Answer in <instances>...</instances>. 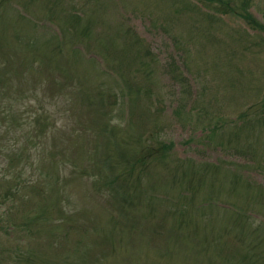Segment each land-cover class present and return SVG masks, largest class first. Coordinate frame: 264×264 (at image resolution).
Masks as SVG:
<instances>
[{
  "label": "rangeland",
  "instance_id": "1",
  "mask_svg": "<svg viewBox=\"0 0 264 264\" xmlns=\"http://www.w3.org/2000/svg\"><path fill=\"white\" fill-rule=\"evenodd\" d=\"M249 2L245 11L263 23L264 0ZM200 3L0 0V55L11 64L3 66L0 87L10 74L24 84L16 86V102L8 86L0 101V177L7 175L0 192L12 194L21 181L0 203V264H263L256 213L238 221L203 199L210 180L220 200L243 205L247 183L264 185V35L247 27L239 0H231L232 11L218 0ZM75 12L85 16L72 20ZM33 38L40 50L20 46ZM37 61L44 65L30 67ZM38 71L53 89L68 76L74 91L50 104V91L37 88L32 96ZM121 89L128 101L115 103ZM102 97L112 104L106 115ZM9 103H17L19 122L5 119ZM27 118L38 120L37 130L53 122L43 140L30 142L24 125L15 139L13 129ZM103 118L114 121L105 143L91 131ZM238 119L250 132L236 139ZM218 121L211 140L207 130ZM149 132L155 145H172L170 154L125 174L120 185L125 164H115V148ZM107 153L114 170L102 163ZM34 157L40 164L32 166ZM63 158L67 167L56 173ZM213 162L219 167L206 172L192 204L185 174L193 166L203 174L201 164ZM205 231L220 233V243L207 244Z\"/></svg>",
  "mask_w": 264,
  "mask_h": 264
},
{
  "label": "trees",
  "instance_id": "2",
  "mask_svg": "<svg viewBox=\"0 0 264 264\" xmlns=\"http://www.w3.org/2000/svg\"><path fill=\"white\" fill-rule=\"evenodd\" d=\"M249 1L250 0H239V2H241V6L240 7L243 8L244 12H245L243 17H245L246 23L251 28L256 29L259 32L264 34V22L263 23L259 22L257 19H255L254 17L251 16L250 12L245 11V9L249 6V3H250ZM230 3H231V0H218V6L219 7H225V8H227V10L232 11ZM232 6L235 7V4H232ZM221 12H226V9L225 10H221ZM0 15H1V12H0ZM84 16L85 15H84L83 12H75L71 16V19L72 20H80ZM83 34H84V32L82 33V35ZM4 38H6L5 35L0 32V41H4ZM45 44H46V42H45ZM20 46H23L24 48H32L33 50H40L41 49V46L37 43V40L34 39V38L29 41L28 45H27V42H22L21 41V45ZM0 54H2V53L0 52ZM5 65H11L10 62H9V59L5 55H0V76H4V68H3V66H5ZM29 65H30V67L31 66L34 67L35 65H37L38 68H41L44 64H40L37 61L36 63H30ZM59 68L61 70L63 68V70H64L65 66L62 67V65L60 64ZM38 72L40 73V75L37 74V75L34 76L35 78H38V82L34 81V94L32 96H35V90L37 88L41 89L43 92L50 91V92H52L54 94V95L50 94V96H49L50 101L49 100L48 101H49V104H50V102H52V100H53V96H55L56 98L58 96H60V97H63L64 99H68L70 93L74 91L72 85L64 83V82H67L68 76H66L67 79L64 76H61V81L60 82H62V84L60 86L58 85V88L53 89L49 85V82H50L49 76L47 74L43 73L42 71H38ZM11 76H16V74L15 75H11L10 74V77H9V80H8L9 82H1L0 101H3V99H4V91H5L4 88L6 86L11 87L13 89V91H14V97L12 98V100H15V102H16L19 99V94L20 93H19V90H18L17 87H20V86L23 87L24 84H23V82H20L19 79H18V82H14V77H11ZM52 80L54 82H57V79L55 77H53ZM35 82H36V85H35ZM45 88H47V90ZM26 90L28 92L30 91L28 88ZM128 98H129L128 97V93L124 92L123 89H121L120 92H117V91L114 92V102L115 103L117 102L118 99H121L122 102L128 101ZM102 101H103V104H102V109L100 110V113H104V115H106L108 111L112 110V108H111L112 104L107 102L106 98H104V97H102ZM98 103H100V101H98ZM16 104H14L15 107H13V108H12L11 103H9L7 105L5 110H7L8 113L6 114L5 119L7 117H11V116H13V122H16V121L19 122L21 119H23V118H21L22 114L20 113V110H18V108H16ZM243 116H244V114H243ZM36 122H38V120H36V118L24 119L23 123H20L15 129H13L12 133H13L15 139L20 142V137H18L20 135L18 133H20L22 131V125H24L25 128H26V130H24V133H26V135H27V137H28L30 142L32 140H37V139L43 140V138L45 137V134L50 131V129H51L50 126H51V123H53V122L51 120L45 119V125L40 130H37L35 128V123ZM218 123L219 122H217L215 125L211 126V128H210L211 136H214V135H216L219 132L220 125ZM53 126L55 127L54 124H53ZM94 127H95V129L91 130L92 134L96 133V136L97 135L101 136V143H105V142L109 141V138L105 137V135H110L111 134L112 128L114 127V121L113 120H108L107 118H103L102 122L100 120H98L97 123H94ZM55 129H56V127H55ZM35 131H38V132L35 133ZM240 132L238 131V132L235 133V135H236L235 138L236 139L240 138ZM152 136L153 135L151 134V132L146 133L144 135H142V133H141L137 137V139L134 140L135 143L133 142L132 145H129V148H121V147H116L115 148L116 150H118V154H119V156H118L119 159L118 160H122L123 163H125V161H126L125 170H124L123 173L118 175V178H117L118 180L120 179V177L122 178V176L125 177V174L132 175L134 170H136V169L141 170L145 166L149 165L152 161H154V160L161 161L166 156L169 155V149H170L171 144H165L164 141H161L160 142L161 144L155 145L150 140V138ZM155 139L157 140L159 138H155ZM255 139H256V143H258L257 136H256ZM67 147L68 146H65L64 148H61L62 156L66 155ZM243 147L244 146L240 145V151L241 152H247V153L253 152V150H251V149L243 150L244 149ZM102 159H103L102 163L104 165H106L107 167H109V170H114V168L112 167V164H111V160H109V154L108 153ZM35 160L38 161V164H40L39 158L34 157L32 159V162H31L32 166H34ZM60 160L61 161L58 160V161H55V162H57L59 164H62L63 166H60L59 164L55 165L54 171L56 173H59L61 167H63V168L67 167V163L65 162L64 158L60 159ZM190 168H191V171L188 174L189 176L191 175L192 177H200V174L198 173V170H194L193 171V167H190ZM205 171H206V169H203L202 173L205 174ZM104 176H106V173L103 172L102 177H100L101 179L99 177H96V180L100 181L103 178H105ZM6 178H7V175L3 174L0 177V182H2V180H5ZM122 179H124V178H122ZM34 186H37V185L34 184ZM20 187H21V181H18V182L15 183V186L13 187L15 190H14V192L12 194H10V193L13 190L6 189V191H3L1 189V192H0V203L2 202V204H4L6 199H9V197L11 195L17 194L16 192H18L20 190ZM178 212L182 213L181 210H178ZM229 216L230 217L237 216L238 220H239V216H244V215H241L240 213H238V214H235V216H234V214H231ZM262 224H263L262 222H259L257 224V227L262 228ZM211 226H213V224ZM9 228L10 227H8V229ZM220 236H221L220 233H214V232H208V231H205L203 233V237H207L206 238V241L208 242L207 244L217 245L218 242H219L218 239H220ZM257 243L259 244V247L261 248L262 255H263V260H264V237H262V238H261V236L257 237ZM263 264H264V262H263Z\"/></svg>",
  "mask_w": 264,
  "mask_h": 264
}]
</instances>
